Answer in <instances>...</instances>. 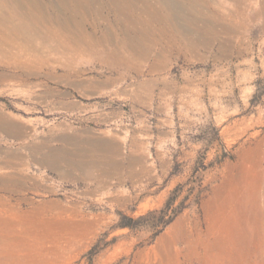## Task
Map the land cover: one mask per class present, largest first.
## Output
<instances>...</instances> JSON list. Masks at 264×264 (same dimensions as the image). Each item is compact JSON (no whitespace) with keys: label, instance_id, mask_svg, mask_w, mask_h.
Here are the masks:
<instances>
[{"label":"rangeland","instance_id":"1","mask_svg":"<svg viewBox=\"0 0 264 264\" xmlns=\"http://www.w3.org/2000/svg\"><path fill=\"white\" fill-rule=\"evenodd\" d=\"M17 1L0 264H264V0Z\"/></svg>","mask_w":264,"mask_h":264},{"label":"bare ground","instance_id":"2","mask_svg":"<svg viewBox=\"0 0 264 264\" xmlns=\"http://www.w3.org/2000/svg\"><path fill=\"white\" fill-rule=\"evenodd\" d=\"M17 1V0H16ZM32 6V5H31ZM16 8H18V9H22V6H21V4H20V0H18L17 2H16ZM30 9H31V7H29ZM5 15V16H4ZM14 17H16V18H18V24H17V26H12V27H7L5 30H6V32H7V35L10 37L9 39H11L13 36L14 37H20V38H22L23 40H26V39H28V36L30 35L29 34V28H27V21H28V18H26V17H24V16H22V15H18L17 16V14H14V13H12V14H4V0H0V23H1V29L3 30V32H2V34H3V39H4V23L7 21H11L12 20V18H14ZM11 18V19H10ZM4 20H6V21H4ZM1 29H0V31H1ZM1 34V33H0ZM6 35V34H5ZM1 36V35H0ZM7 36V37H8ZM2 38V37H1ZM6 39V38H5ZM8 40V39H7ZM12 40V39H11ZM30 42H32V41H30ZM24 44H26V43H24ZM27 45V44H26ZM3 46V45H2ZM23 46V45H22ZM30 46V45H29ZM4 47V46H3ZM21 47V46H20ZM26 47V46H25ZM2 48V47H1ZM1 48H0V53H1ZM30 48H31V46H30ZM32 48H33V46H32ZM25 49V48H24ZM29 48L27 47V50H28ZM11 50V49H10ZM17 50H21V49H17ZM34 50H36V49H34ZM34 50L33 51H31L32 53L34 52ZM16 51V50H15ZM14 50H12V52L11 53H14L15 52ZM19 51H16V52H19ZM29 51V52H30ZM2 52H4V51H2ZM8 52V51H7ZM15 52V53H16ZM29 52H27L26 51V53H25V51H24V53L25 54H23L22 52H20V54L22 55V57H24L25 58V55L28 53V54H30V56H31V53H29ZM37 52V51H36ZM9 54H10V51H9ZM17 54V53H16ZM16 54H14L15 55V57H17V55ZM11 55V54H10ZM1 56V55H0ZM3 56H4V54H3ZM13 56V55H12ZM29 56V55H28ZM35 56V55H34ZM5 57V56H4ZM20 57V56H19ZM26 57H27V55H26ZM35 57H37V56H35ZM39 57V56H38ZM0 58H2V57H0ZM13 58V57H12ZM4 59V58H3ZM16 59H18V58H16ZM19 59H22V58H19ZM35 59V58H34ZM33 59V57H32V59L30 58V57H28V58H26V59H24V60H27V62L28 61H30L31 63L30 64H32V60H34ZM26 62V63H27ZM16 66H18L19 68H21V69H26L27 70V67L26 66H24V64L22 63V61H18L17 63H16ZM29 68V67H28ZM264 156V155H263ZM264 158V157H263ZM261 159H262V157H261ZM259 162H261V160L259 161ZM259 166V165H258ZM262 167V166H261ZM260 168V167H259ZM263 170H264V168H263ZM264 173V172H263ZM262 175V174H261ZM262 186V185H261ZM259 187V186H258ZM262 188V187H261ZM259 189V188H258ZM256 190V189H255ZM257 192V191H256ZM253 193V192H252ZM262 193H263V191H262ZM249 195V194H248ZM251 195V194H250ZM249 195V196H250ZM253 196V195H252ZM263 198H262V202L263 203H261V202H259V201H257V199H255L257 196H253L252 198H249V200H251L252 199V202H248V204H252V206H254V208H256V209H259L260 207L262 208L261 209V211L263 212L264 211V194L263 195H261ZM259 198V197H258ZM255 199V200H254ZM261 200V199H260ZM245 201V200H244ZM248 201V200H247ZM247 207V206H246ZM250 207V206H249ZM251 209H252V207H251ZM256 209H255V211H256ZM250 210V209H249ZM248 211V210H247ZM252 212L254 211V210H251ZM260 211V210H259ZM243 213V212H242ZM264 213V212H263ZM248 214V213H247ZM250 214V213H249ZM253 214H254V212H253ZM246 215V214H245ZM249 216V215H248ZM248 216H245V218L243 219H241V220H246V222L244 223V221H242L241 222V220H239V218H241V214L239 213H236V214H232L231 216H230V218H228V222H227V224H228V226H229V228H230V234H231V236H234L235 234H246V233H249V232H251L252 230H254L255 229V226L254 227H252L251 226V224L249 223V221H247L248 219L246 218V217H248ZM258 216H259V214H258ZM250 217V216H249ZM253 217V216H252ZM254 217H255V215H254ZM253 217V218H254ZM264 217V216H263ZM257 218V217H256ZM254 221V220H253ZM258 221V220H257ZM256 221V222H257ZM218 222V221H217ZM252 222V221H251ZM258 223V222H257ZM259 224V223H258ZM263 225V224H262ZM245 226V227H244ZM260 228V227H259ZM209 229V228H208ZM193 235V234H192ZM163 237V236H162ZM188 239V238H187ZM253 241V240H252ZM256 250V249H255ZM169 251V250H168ZM149 253V252H148ZM187 256V255H186ZM171 262V261H170Z\"/></svg>","mask_w":264,"mask_h":264},{"label":"trees","instance_id":"3","mask_svg":"<svg viewBox=\"0 0 264 264\" xmlns=\"http://www.w3.org/2000/svg\"><path fill=\"white\" fill-rule=\"evenodd\" d=\"M170 201H171V198H169L166 202H165V204H164V206L159 210L161 213H163L166 209H168L169 208V204H170ZM182 208V207H181ZM181 209L179 208V209H177L173 214H172V216H170L169 217V219H167L166 221H164V223H167V222H169L179 211H180ZM156 210H152V211H150V212H148V213H151V212H155Z\"/></svg>","mask_w":264,"mask_h":264}]
</instances>
